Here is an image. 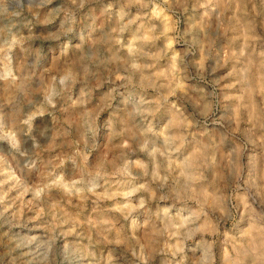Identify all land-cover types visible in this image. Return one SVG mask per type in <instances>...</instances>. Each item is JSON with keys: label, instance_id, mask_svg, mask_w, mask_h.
Instances as JSON below:
<instances>
[{"label": "rangeland", "instance_id": "1", "mask_svg": "<svg viewBox=\"0 0 264 264\" xmlns=\"http://www.w3.org/2000/svg\"><path fill=\"white\" fill-rule=\"evenodd\" d=\"M35 2L7 0L15 11L24 9L36 22L43 43L55 46L63 39L59 35L62 17L49 16L54 5L36 11L26 7ZM112 2L108 12L97 0H87L83 9L92 28L87 45L98 51L100 60L108 62L106 67L101 64L100 71L117 87V92L109 90L102 95H96L101 89H95L90 101L101 141L100 149L92 150L89 157L92 165L114 172L127 164L133 175L140 174L138 183L149 182L158 173L168 177V185L191 184V199L177 202L184 206L173 207L170 222L179 223L204 202L207 216L200 218L203 231L185 241L184 264H228L226 257L233 244L230 238L238 239L239 234L226 231L219 218L226 217L227 226L232 228L248 216L242 201L243 185L236 187L234 175L238 171L242 179L264 184V136L257 133L234 154L236 145L227 138L222 140L211 125L201 128L193 117L207 105L210 115L218 120L227 113L237 133L245 127L255 129L254 115L259 118V114L253 109L264 99V36L254 38L239 28L233 30L232 18L239 15L233 0ZM4 7L0 4V11ZM205 22L210 28H205ZM68 27L69 23L63 25ZM206 32L210 40L204 39ZM122 97L125 103L111 114L107 105L119 103ZM110 114L111 127L105 128L103 122ZM73 143L63 145L64 149L74 150ZM59 152L50 149L44 161L55 160ZM66 169L69 175L65 181L81 178L79 169L70 164ZM60 171L56 168L53 175ZM91 179L84 177L86 183ZM105 179L104 188L110 190L98 203L90 194L88 199L66 196L56 186L36 201L25 189L49 182L43 165L40 171L25 174L16 158L0 156V226L6 229L11 224L33 238L53 239L56 246L67 247L72 264L92 260L85 248L90 239L97 241L94 251L98 264H109V252L118 258V264H173L178 259L172 256L176 239L167 234L154 237L144 216L140 217L141 229L133 231L118 210L127 189L117 183L120 177ZM143 194L137 193L132 202ZM155 227L162 229L164 223ZM249 227L264 228V223ZM129 236L139 241L138 248L144 246V258L139 262L127 246ZM101 239L104 243H99ZM213 241L215 247L209 251Z\"/></svg>", "mask_w": 264, "mask_h": 264}, {"label": "clouds", "instance_id": "2", "mask_svg": "<svg viewBox=\"0 0 264 264\" xmlns=\"http://www.w3.org/2000/svg\"><path fill=\"white\" fill-rule=\"evenodd\" d=\"M233 2L239 10V15L232 18L233 30L239 28L254 38L264 36V0ZM86 3L87 0H36L26 5L34 11L54 5L49 16L62 17L59 35L63 39L53 46L41 41L36 22L24 14V9L15 11L14 6L7 4V0H0V4H5L0 11V17H3L0 19V68L3 69L0 73V156L16 158L25 174L38 172L43 165L48 172L49 182L25 189L32 193L36 201L43 200L49 195L50 189L56 186L62 188L66 196L88 199L90 194L97 198L98 203L105 198L103 193L110 190L104 188L107 182L105 178L110 175L120 177L117 183L127 189L123 193L126 200L118 209L123 220L133 231H139L140 217L144 216V223L153 228L154 237L167 234L175 238L172 256L178 259L173 264H184L185 241L203 231L200 218L207 216L204 211L206 202L177 224L170 222V214L174 206H184L182 203L177 204L178 201L191 199L189 194L194 191L192 185H168V177H160L158 173L153 175L151 181L138 183L140 174L133 175L129 165L126 164L122 170L108 172L103 166L94 167L89 158L92 150L98 151L101 147L96 116L90 111L92 95L95 89H101L96 95L109 90L115 93L117 87L109 83L110 76L100 71L101 64L106 67L108 62L100 60L98 51L87 45L92 28L88 13L83 11ZM97 3L105 12L113 7L112 0H97ZM163 3L169 4L170 0H163ZM176 3L180 4L181 0H176ZM7 13L13 15L8 17L5 15ZM173 14L176 15V12ZM65 23H69L67 29L63 28ZM204 26L210 28L207 22ZM204 39H211L208 32ZM261 55L264 56V53ZM121 79L128 81V77ZM123 103L125 99L122 97L119 103L107 106L111 108V114H115ZM253 111L259 114V118L254 115L255 129L245 127L239 133L232 129L227 113L218 120L214 114L210 115L211 109L207 105L193 119L201 128L211 125L222 140L227 138L236 145L233 149L235 154L246 141L251 142V137L257 133L264 136V99L254 106ZM111 114L103 122V127H111ZM37 121L40 123L37 124ZM72 141H75L74 150H65L63 145ZM52 148L60 149V152L55 160L45 162L43 156ZM68 164L79 169L80 179L65 181L64 177L69 175L66 169ZM130 164L136 167L134 162ZM56 168L62 171L53 175ZM85 176H91L92 179L86 183ZM234 179L237 188L243 185L242 201L248 216L232 228L227 226L226 217L219 218L221 227L239 234L238 239L230 238L233 240L232 250L226 260L228 264H254L257 261L264 264V228L249 227L264 223V184L258 185L250 178L244 180L238 171ZM57 181L60 183L57 184ZM137 193L144 194L133 203L131 198ZM225 212L231 215L226 209ZM161 222L164 227L156 228L155 225ZM104 232L106 234L107 230ZM96 243L90 239L85 245L88 256L92 257L89 264H98L94 251ZM99 243L104 241L101 239ZM138 245L139 241L135 237L127 238V246L137 262L144 258V246L138 248ZM214 247L213 241L209 244V251ZM108 261L109 264H118V258L113 257L112 252H109ZM0 264H72V257L66 246H56L53 239L33 238L26 230L15 229L9 224L6 229L0 226Z\"/></svg>", "mask_w": 264, "mask_h": 264}, {"label": "bare ground", "instance_id": "3", "mask_svg": "<svg viewBox=\"0 0 264 264\" xmlns=\"http://www.w3.org/2000/svg\"><path fill=\"white\" fill-rule=\"evenodd\" d=\"M254 264H259V262L257 261V262H254Z\"/></svg>", "mask_w": 264, "mask_h": 264}]
</instances>
